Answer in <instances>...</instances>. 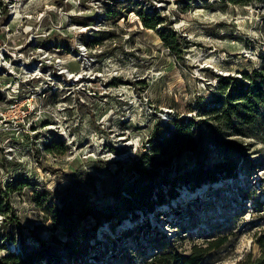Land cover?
Here are the masks:
<instances>
[{
	"label": "rangeland",
	"instance_id": "obj_1",
	"mask_svg": "<svg viewBox=\"0 0 264 264\" xmlns=\"http://www.w3.org/2000/svg\"><path fill=\"white\" fill-rule=\"evenodd\" d=\"M249 76L264 0H0V264H142L217 238L199 264H260L264 97L229 107ZM139 179L152 210L124 199Z\"/></svg>",
	"mask_w": 264,
	"mask_h": 264
},
{
	"label": "trees",
	"instance_id": "obj_2",
	"mask_svg": "<svg viewBox=\"0 0 264 264\" xmlns=\"http://www.w3.org/2000/svg\"><path fill=\"white\" fill-rule=\"evenodd\" d=\"M237 3H241L242 1L245 0H233ZM147 27H156V24H148L146 23ZM248 77V75H246ZM249 84H245V86L240 89H236L233 96V100H238L236 103H234V106H229L233 107L232 110L238 111L239 108L241 110H249L250 107L254 104V102L259 101L261 98L264 97V78L261 80V82H256L255 78L253 76H249ZM225 103H223V106ZM187 125H185L181 130H186ZM174 139V133L173 134H168V136L163 135L161 139H156L155 142H153V147L152 150H156V145H159L161 143H168L169 140ZM48 149V146H46ZM228 170L229 169H224ZM184 178H191L193 176V171L186 170L185 173L183 174ZM217 176H208L206 179L209 180H216ZM155 185V183H154ZM153 190V184L147 186V184H142L141 180H135L134 184L131 189L128 190V195L125 197V200L130 199H137L139 202L137 203L138 206L137 208L143 207L148 210L153 209V199H152V193L151 191ZM175 191L173 189H170V194L169 196H173ZM163 194V193H161ZM164 199H160L159 201H162ZM131 207V206H130ZM129 206L127 208L131 209ZM134 209V208H133ZM91 214V212H88ZM224 243V239L217 238V240H212L208 242L207 246H196L194 245L192 249L190 250V253L187 255H183L174 251H159L156 252L157 254L153 255L151 259L143 262L142 264H199L202 259L209 253L210 249L217 248L221 246ZM260 264H264V260L261 261Z\"/></svg>",
	"mask_w": 264,
	"mask_h": 264
}]
</instances>
